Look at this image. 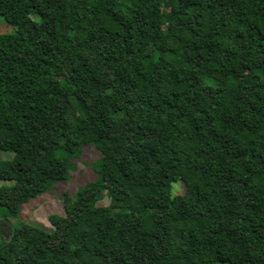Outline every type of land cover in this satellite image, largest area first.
I'll return each instance as SVG.
<instances>
[{"label":"trees","instance_id":"16d2710c","mask_svg":"<svg viewBox=\"0 0 264 264\" xmlns=\"http://www.w3.org/2000/svg\"><path fill=\"white\" fill-rule=\"evenodd\" d=\"M0 15V264H264V0ZM87 147L95 176L59 195L52 230L14 223Z\"/></svg>","mask_w":264,"mask_h":264},{"label":"rangeland","instance_id":"374dc122","mask_svg":"<svg viewBox=\"0 0 264 264\" xmlns=\"http://www.w3.org/2000/svg\"><path fill=\"white\" fill-rule=\"evenodd\" d=\"M44 30L48 32L51 38H59V35L56 34L53 26H47ZM13 31H15V27L12 24L7 23L4 17L0 15V32ZM12 155V152L0 151L1 160L9 159ZM96 156L97 153L93 148H85L81 158L78 160V168L72 173L70 178L67 181L56 183L57 187L53 192H45L22 204L18 217L15 218L13 222L27 221L28 223L40 226L47 231H51L52 225L48 220V216L52 213L65 215V204L59 195H61L65 190L72 193L78 187L94 178L95 173L91 167V162L96 158ZM177 183H174V188L177 191H182L183 184ZM2 184L9 185L10 182L0 180V185ZM109 201V196H105L99 204L107 205Z\"/></svg>","mask_w":264,"mask_h":264}]
</instances>
